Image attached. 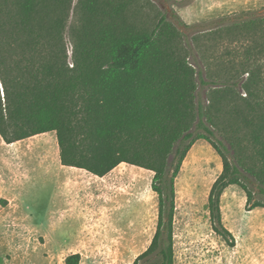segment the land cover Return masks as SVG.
Returning a JSON list of instances; mask_svg holds the SVG:
<instances>
[{
  "label": "trees",
  "instance_id": "1",
  "mask_svg": "<svg viewBox=\"0 0 264 264\" xmlns=\"http://www.w3.org/2000/svg\"><path fill=\"white\" fill-rule=\"evenodd\" d=\"M72 2L0 0L1 138L10 145L55 132L63 166L100 178L123 163L154 172L156 232L133 264H176V181L204 140L223 162L208 197L212 226L234 246L224 192L239 186L247 210L264 208V16L218 24L256 39L214 70L179 17L162 11L154 25L141 24L140 0H82L70 54Z\"/></svg>",
  "mask_w": 264,
  "mask_h": 264
},
{
  "label": "rangeland",
  "instance_id": "2",
  "mask_svg": "<svg viewBox=\"0 0 264 264\" xmlns=\"http://www.w3.org/2000/svg\"><path fill=\"white\" fill-rule=\"evenodd\" d=\"M81 2L73 0L69 10L65 36L70 54L81 22ZM137 5L143 25H154L162 11L172 20L179 17L202 62L214 70L233 60L228 52L240 54L256 39L253 33L239 40L235 31L219 32L218 24L264 16V0H140ZM58 160L54 132L11 145L0 136V180L10 182L17 197L0 198V264H66L73 254L81 255L79 264H133L156 232L154 172L125 164L116 173L121 175L118 179L114 174L86 180L76 172L62 174ZM222 171L218 153L208 142L197 141L176 181V264H264V208L247 210V197L239 186H230L221 201L223 222L235 245L213 229L208 197ZM87 189L95 190L91 214L97 229L83 232L79 220L67 215L74 208L88 212ZM66 190L81 198L73 209ZM53 215L62 219L55 229H47ZM81 235L84 241L76 243Z\"/></svg>",
  "mask_w": 264,
  "mask_h": 264
},
{
  "label": "crops",
  "instance_id": "3",
  "mask_svg": "<svg viewBox=\"0 0 264 264\" xmlns=\"http://www.w3.org/2000/svg\"><path fill=\"white\" fill-rule=\"evenodd\" d=\"M57 164H59L58 171H61V173L64 174V175H66L67 173L76 172V173H79L80 175H82L84 177V179H86V180L87 179H92V178L93 179L94 178H100V177H98V176H96L94 174H91V173L87 172L86 170H82V169H78V168H74V167L63 166L62 163H61V161H59V160H58ZM123 165H125V163L119 165L117 168H115L112 172H110L105 177L113 176L115 174L116 175L115 176V179H118L119 177H121V175L116 174V173L118 172V170L120 168H122ZM126 175H129L130 176V174H126ZM126 175H124V176H126ZM9 184H10V182H8L6 180H4V181H1L0 180V198H5L8 201H10L12 199H15L16 200V198H17L16 197V194H15L16 191L14 189H11L12 187L9 186ZM86 192L87 193H91V194H89V196H87V198L91 200L90 201V204L86 203L87 205H89L88 206V208H89L88 212H86L84 210L78 211L76 208H74V206L77 205V203H79V200H81V198L80 199L77 198L75 195L70 194V192L68 190H66V194L69 195V197H68L69 198V203H71V206L70 207L72 209L74 208V210H71L70 212H68V215L67 216H70L73 220L74 219L75 220L76 219L79 220L80 228L83 230V232H84V230H89V231L92 230L93 231V230L97 229V226H95L94 219H92L93 216L91 214V213H93L91 211V208H92L91 206H93V204H94V200H93L94 199L93 198L94 196L93 195L95 194V190L94 189H87ZM61 219L62 218L56 217L55 215H53L52 218H51L50 224L47 226V229H55L56 224H58V222H60L59 220H61ZM80 221H81V223H80ZM83 237L81 235V237L77 238L75 240V242L77 243V241H80V242L84 241Z\"/></svg>",
  "mask_w": 264,
  "mask_h": 264
}]
</instances>
